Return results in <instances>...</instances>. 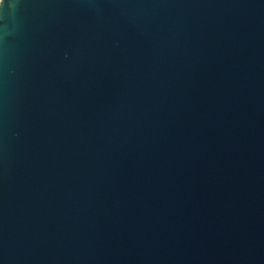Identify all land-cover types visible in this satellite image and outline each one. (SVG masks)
<instances>
[{
  "label": "water",
  "instance_id": "obj_1",
  "mask_svg": "<svg viewBox=\"0 0 264 264\" xmlns=\"http://www.w3.org/2000/svg\"><path fill=\"white\" fill-rule=\"evenodd\" d=\"M0 264H264V0H0Z\"/></svg>",
  "mask_w": 264,
  "mask_h": 264
}]
</instances>
